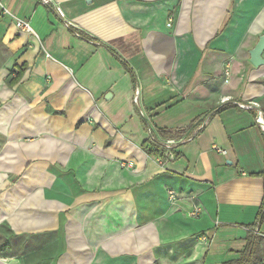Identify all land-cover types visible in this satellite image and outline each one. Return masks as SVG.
<instances>
[{"label": "crops", "instance_id": "1", "mask_svg": "<svg viewBox=\"0 0 264 264\" xmlns=\"http://www.w3.org/2000/svg\"><path fill=\"white\" fill-rule=\"evenodd\" d=\"M0 5V264H264V0Z\"/></svg>", "mask_w": 264, "mask_h": 264}, {"label": "built area", "instance_id": "2", "mask_svg": "<svg viewBox=\"0 0 264 264\" xmlns=\"http://www.w3.org/2000/svg\"><path fill=\"white\" fill-rule=\"evenodd\" d=\"M39 2L41 4H49L51 2V0H39ZM1 8V13L3 14H10L11 13L8 11V9L2 5H0ZM59 11V9H58ZM60 12V11H59ZM14 25L24 31V32H32L29 24L27 21H25L24 19H20V18H15L14 17ZM65 25H70V23L66 22ZM224 72L227 74V69L224 70ZM134 103L137 102V90L135 91L134 97H133ZM241 108H250V109H255L257 112V122L262 125V127L264 128V124L261 118V112L258 109V105L256 102H248V103H239L238 104ZM161 141V149H162V154L163 156L160 157H156L158 159L159 163H162V161H169L172 160L174 158V151H176V148L179 144V142L181 141L180 139H178L176 136H171V137H165L160 139ZM183 142V141H182ZM214 150L217 153H222L225 154L226 150L219 148L217 146H214ZM122 166L124 167H131V163H122ZM166 196L169 202V208L170 211H173L177 208L176 205V201H177V193L174 189L172 188H167L166 189ZM203 211V207L200 204L197 203H193L191 205V208L188 211V215L193 218V219H198L201 215ZM208 239L206 234H202L200 236V241H202L203 243L206 242Z\"/></svg>", "mask_w": 264, "mask_h": 264}, {"label": "trees", "instance_id": "3", "mask_svg": "<svg viewBox=\"0 0 264 264\" xmlns=\"http://www.w3.org/2000/svg\"><path fill=\"white\" fill-rule=\"evenodd\" d=\"M181 133L179 130H172V129H167V128H156L152 130L151 137L146 140L142 144V150L149 156L153 157H160L163 156L162 154V149H161V141L160 139L165 138V137H171V136H178ZM179 156V153L177 151H174V158H177ZM264 176V172L261 174ZM259 219L263 218L264 216V196L260 205V210L258 213ZM7 245V241H4L2 245H0V250L1 247H4ZM247 262L245 258L242 260V262H237L238 264H245Z\"/></svg>", "mask_w": 264, "mask_h": 264}, {"label": "water", "instance_id": "4", "mask_svg": "<svg viewBox=\"0 0 264 264\" xmlns=\"http://www.w3.org/2000/svg\"><path fill=\"white\" fill-rule=\"evenodd\" d=\"M264 32L258 36V39L252 49L249 50V61L250 63L258 67L264 64Z\"/></svg>", "mask_w": 264, "mask_h": 264}]
</instances>
